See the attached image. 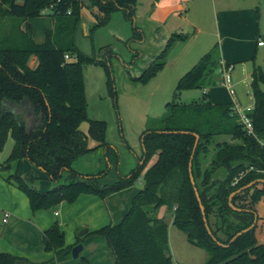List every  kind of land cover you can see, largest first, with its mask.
I'll list each match as a JSON object with an SVG mask.
<instances>
[{"label": "trees", "instance_id": "16d2710c", "mask_svg": "<svg viewBox=\"0 0 264 264\" xmlns=\"http://www.w3.org/2000/svg\"><path fill=\"white\" fill-rule=\"evenodd\" d=\"M137 5L138 0H0V152L10 137L14 140L12 153L0 166V174L23 161L30 163L31 170L24 177L10 175L6 180L28 197L36 213L52 210L64 202L73 204L82 195L106 198L134 187L149 162L156 158L145 172L143 187L122 222L90 233L107 239L115 264H173L169 227L158 216L162 207L173 213L175 227L186 235L188 242L208 253L205 264H264V241L258 234L264 222L258 212L264 200L263 70L255 67L251 84L254 110L249 116L255 136L249 135L238 122L231 104L214 105L206 94L200 102L189 105L178 102L184 91L222 84L219 46L179 80L174 101L167 105L168 112L160 129L144 133L146 151L130 176L112 186H103L96 177H87L74 169L78 160L91 153L103 150L106 158L116 155L108 142L107 123L88 115L84 77L87 65H100L110 76L108 62L112 50L105 47L97 53L94 48L93 57L78 51L75 34L82 21V11L98 9L94 13L93 34L106 27L118 11L135 23ZM47 9L51 10L54 27L45 32V42L37 44L28 21L43 17ZM133 31L134 39L142 40L143 32L137 26ZM188 38L172 35L166 49L134 79L147 82L155 77L165 68L172 47ZM66 54L77 60L67 62ZM34 58L38 64L33 68L30 64ZM107 85L115 98L113 79ZM5 103L21 110L25 108L23 114L16 118L15 110L5 108ZM84 123L89 125L87 134L81 130ZM195 134L200 141L194 155L193 175L216 241L207 231L190 178ZM219 137L227 140L216 141ZM90 139L95 146L89 145ZM36 170L42 171L55 187L40 191ZM107 174L108 171L102 172L99 177ZM64 179L67 183H63ZM254 182L253 187L233 198V205L242 211L232 209L230 197ZM256 215L254 229L232 242L255 223ZM211 218L216 219L214 227ZM43 238L47 252L59 255L72 249L66 246L59 223L45 231ZM82 242L79 238L78 244ZM18 261L14 255L0 253V264Z\"/></svg>", "mask_w": 264, "mask_h": 264}, {"label": "crops", "instance_id": "0c3cea01", "mask_svg": "<svg viewBox=\"0 0 264 264\" xmlns=\"http://www.w3.org/2000/svg\"><path fill=\"white\" fill-rule=\"evenodd\" d=\"M192 1L194 0H138L136 19H139L143 38L137 40V42L145 46L148 36H154L159 43L158 47L165 50L172 35H187L188 40L176 43L168 54V56L171 54L172 59H175V63H172L174 67L184 68L183 73L192 69L208 52L219 46L222 64L232 67V75L238 68L236 65L242 63L241 69H238L239 72L231 76L232 86L234 89L236 88V95L235 97L231 96L229 88L223 84L220 87H210L207 91H204L203 95L206 94L214 105H233L237 103L243 108L246 105L242 98L241 88L247 84L248 96L252 94L251 84L255 67L250 63L255 59L259 50L264 49V47L258 46V39L263 35L249 32V23L243 21L246 20L249 13L251 14L252 10L220 7V9H215L212 16L208 8L202 6L199 11H195L196 14L194 15L192 8H190ZM184 7L186 9L185 14L182 13ZM94 13L98 12H92L84 8L82 22L86 16H91L94 24L96 22ZM136 19L134 26L138 27ZM32 20L28 21L30 25ZM53 27L54 20L45 32L52 30ZM95 32L92 34V41L96 50ZM203 35L204 37H202ZM36 43L42 44L43 41H36ZM37 64L38 61L34 58L30 66L34 68ZM242 76L244 78H241ZM251 96L253 97V95ZM5 108L17 110V107L9 103H5ZM26 108L30 113L28 106ZM23 110H20L19 114H23ZM104 153L106 158V152ZM112 157L108 158V162L111 164ZM155 161L156 158H154L151 166ZM23 162H25V165ZM23 162L19 166L15 164L12 171L16 170L20 173V169L23 168L20 174L22 176L26 175L31 170V165L28 161ZM100 167H96L95 172L76 170L75 167L74 169L87 177H96L103 186H112L123 178L122 176L109 179L111 172L99 177L102 173ZM10 175L11 172L0 174V253L18 257L17 264H115V256L109 248L107 239L104 236L90 235V233L109 225L120 224L129 212L132 201L140 189L135 186L130 187L110 194L106 198L96 195H82L73 204L64 202L53 210L34 213L28 197L16 185L7 182L6 178ZM54 187L55 184L48 180L45 184V190H42V192L51 190ZM3 197L7 199H2ZM166 210L167 207L160 209L158 215L160 219L165 220ZM6 213L9 214V218L7 223H4ZM172 217L174 221V216ZM56 223L61 225L66 246L72 247L70 252L58 255L55 252H47L45 249L44 233ZM83 230H87V233L80 236L79 232ZM68 233H70L69 241L66 237ZM176 237L184 246L182 237L181 239L180 235H176ZM79 238L83 239L81 244H78ZM171 242L169 228V247H171ZM188 244L195 247L189 242ZM78 245H83V250L79 257L75 259L72 251ZM188 250L186 247V252ZM185 263L189 262L185 260Z\"/></svg>", "mask_w": 264, "mask_h": 264}, {"label": "rangeland", "instance_id": "374dc122", "mask_svg": "<svg viewBox=\"0 0 264 264\" xmlns=\"http://www.w3.org/2000/svg\"><path fill=\"white\" fill-rule=\"evenodd\" d=\"M205 7L212 13L215 9L226 7L227 9L247 8L252 10L243 20L250 25L249 32H255L264 36V0H194L190 3L192 13L199 11ZM98 12V9L94 10ZM182 13H186L185 7ZM51 10L47 9L44 16L33 19L30 23L34 32V40L43 41L46 28L52 23ZM93 19L91 16H86L83 19L85 30L91 32L93 27ZM136 24L140 30L139 19H136ZM134 23L125 19L122 11L116 12L110 24L106 28L97 30L95 36L96 52L99 53L100 48L110 47L112 55L110 56L111 75L108 76L106 69L100 65H87L84 70L85 90L88 103V115L93 120L105 121L108 126V142L111 144L116 155L112 157V164L105 158V153L100 150L96 153H91L78 160L74 167L77 170L95 172L96 167H100L102 172H111L109 179L116 177H128L139 166V160L143 155V135L147 131L158 130L161 127L162 120L167 115V105L173 103L174 93L178 82L184 72V68L174 67L171 54L167 57L166 66L155 77L147 82L136 81L134 77H140L147 65L154 60L164 49L159 48V43L154 36H148L145 46L141 45L134 39ZM154 34V32H153ZM204 37V35L202 36ZM215 41V40H214ZM217 42V41H215ZM42 43V44H43ZM104 59V58H103ZM175 63V62H174ZM254 67H260L264 72V49H260L257 56L251 61ZM235 70V75L241 69L242 63ZM233 73V75H234ZM231 74V76H233ZM113 79L116 97L110 94L108 89L109 79ZM241 78H244L243 76ZM221 83L216 87H220ZM205 89L187 90L184 91L178 102L181 104H193L203 101ZM247 84L242 89V98L247 106L254 105V99L248 96ZM264 91V84L261 85ZM236 91V88H235ZM89 125L84 123L81 130L88 133ZM227 140L226 137H219L216 141ZM91 147L95 146L94 141L89 140ZM14 147V140L10 137L5 149L0 152V166L4 164L10 157ZM152 159L144 172L141 174L140 180L147 169L151 166ZM25 165V162H23ZM94 168V169H93ZM23 168L20 169L22 173ZM98 171V170H96ZM11 175H20V173L9 171ZM99 172V171H98ZM37 177L40 178L38 188L40 191L45 190L46 180L45 174L36 170ZM24 177V176H23ZM66 178V175H65ZM104 178V177H103ZM47 181V182H46ZM63 183H67L66 179ZM136 188L142 189V184L137 182ZM2 199H7L6 197ZM5 204V202H4ZM53 210V209H52ZM258 212L261 217H264V200L258 206ZM173 213L167 208L164 215L165 222L171 232V256L173 264H205L208 260V253L200 248L189 246L186 235L178 230L173 221ZM216 219L211 218V224L215 226ZM60 224V223H59ZM61 226V225H60ZM82 232V231H81ZM79 232V234L81 233ZM261 241H264V222L258 230ZM182 237L181 244L178 237ZM67 241L70 239V233L66 235ZM186 247L189 249L186 252ZM187 260L189 263H185Z\"/></svg>", "mask_w": 264, "mask_h": 264}, {"label": "water", "instance_id": "95a60500", "mask_svg": "<svg viewBox=\"0 0 264 264\" xmlns=\"http://www.w3.org/2000/svg\"><path fill=\"white\" fill-rule=\"evenodd\" d=\"M95 25V23H94ZM93 25V27H94ZM93 27L91 29V32H87L85 31V28H84V23L81 21V23L78 25L77 27V30H76V34H75V46L76 48L78 49L79 52H81L82 54L86 55L87 57H93L94 55V46H93V41H92V31H93ZM21 109L17 108V110H15V117L18 118L19 116V111ZM184 134H188L187 132H183ZM195 137H196V143H195V148H194V151H193V155L191 157V161H190V165H189V172H190V178H191V182H192V185L194 186V189H195V193H196V197H197V200L200 204V208H201V211H202V215L204 217V222H205V226L207 228V231L209 233L210 236L213 237V239L216 241L215 237L213 236V233L211 231V228L209 226V223H208V220L206 218V215H205V208L204 206L202 205V202H201V198H200V195H199V192L196 188V182H195V179H194V175H193V161H194V155H195V152H196V149L198 147V144H199V141H200V137L199 135L195 134ZM143 145V152H145V148H144V143L142 144ZM143 164V162L141 163ZM259 182H262V181H259ZM256 184V182L252 183L251 185H249L248 187H244L240 190H238L236 193H234L231 197H230V206L232 209H234L235 211H242L240 209H237L232 201H233V198L236 196V194L238 193H241L245 190H247L248 188H251L253 187L254 185ZM255 192V189H252L251 193L254 194ZM257 221H258V216L256 215V220H255V223L248 229L244 230L243 232L239 233L233 240L232 242H234L237 238H239L240 236H242L243 234L245 233H248L250 232L252 229H254L255 225L257 224ZM87 233V230H83L79 235L80 236H84L85 234ZM220 244V243H219ZM222 245V244H220ZM223 246V245H222ZM83 250V245H78L76 246L73 251H72V254H73V257L75 259H77L80 255V253L82 252Z\"/></svg>", "mask_w": 264, "mask_h": 264}, {"label": "built area", "instance_id": "2783aa9c", "mask_svg": "<svg viewBox=\"0 0 264 264\" xmlns=\"http://www.w3.org/2000/svg\"><path fill=\"white\" fill-rule=\"evenodd\" d=\"M258 46L264 47V36L259 37L258 39ZM65 60L67 62L76 61V57L71 56L70 54L65 55ZM232 67H227L222 64L221 74H222V84L227 86L230 90L231 96L235 97L236 91L232 86V77H231ZM233 106V114L238 119V122L243 125L244 129L248 132L249 135L255 136L254 127L252 119L250 118L249 114L254 110V105L249 106L247 108H242L239 104L235 103ZM142 184V181L139 179L138 181ZM9 218V214H5L4 223H7Z\"/></svg>", "mask_w": 264, "mask_h": 264}]
</instances>
